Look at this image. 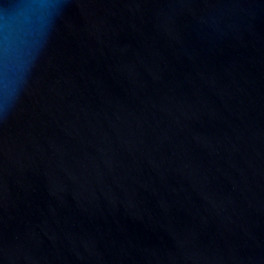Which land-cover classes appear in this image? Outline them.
I'll list each match as a JSON object with an SVG mask.
<instances>
[{"label": "water", "instance_id": "water-1", "mask_svg": "<svg viewBox=\"0 0 264 264\" xmlns=\"http://www.w3.org/2000/svg\"><path fill=\"white\" fill-rule=\"evenodd\" d=\"M0 264H264V0H0Z\"/></svg>", "mask_w": 264, "mask_h": 264}]
</instances>
